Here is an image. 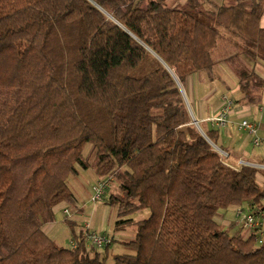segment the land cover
<instances>
[{
  "label": "trees",
  "instance_id": "1",
  "mask_svg": "<svg viewBox=\"0 0 264 264\" xmlns=\"http://www.w3.org/2000/svg\"><path fill=\"white\" fill-rule=\"evenodd\" d=\"M204 3L0 0V264H264V236L215 219L264 209V168L229 164L182 92L193 73L218 76L221 36L264 58V0ZM226 60L239 100L261 102L264 79ZM86 169L117 182L114 231H133L112 260L111 235L97 249L86 229L75 246L44 230L56 206L77 205L69 179Z\"/></svg>",
  "mask_w": 264,
  "mask_h": 264
},
{
  "label": "crops",
  "instance_id": "2",
  "mask_svg": "<svg viewBox=\"0 0 264 264\" xmlns=\"http://www.w3.org/2000/svg\"><path fill=\"white\" fill-rule=\"evenodd\" d=\"M186 1L187 0H175V4L185 3ZM232 1L234 0H205L204 4L205 7H210V2H214L217 5H223L231 3ZM260 26L264 27V13L260 19ZM232 55H237L241 62L247 66V68L253 69L264 79V58L261 56H258L254 59L250 58L244 53L238 43L234 42L230 36H221L218 39L217 47L212 53V56L216 61V70L218 76L211 80L205 71L193 73L184 84L185 89L184 86H182V92L184 94V98L186 100L193 122L203 132L208 130L217 131V144L226 152L227 162L229 164L233 166H239L240 163L242 164L244 161L253 164L264 165V146H255L253 143V137L246 130L239 128L238 125L243 119L254 121L258 125L259 135L264 136V111L261 108V106L264 105V86L262 89L261 102L253 104L241 102L239 99L241 98L242 91L240 89L239 78L232 66L226 60ZM225 97L233 99L234 102L228 115L227 124L223 127H216L210 118L216 116L220 112L222 106L224 105ZM259 177H261V179ZM77 179H82L84 181L85 189H92L93 183L98 180L99 177L92 169H86L82 170L79 175L71 177L70 182L73 181L74 183V181H77ZM257 180L260 185L264 184V176L261 173H258ZM82 184L83 183L81 181V185ZM91 194L89 198L90 200ZM59 207L62 208V211H64L66 208L70 211L69 215L65 213L67 215L66 222L69 228L68 245L71 244L74 234H79L80 231H84L86 229V224H89L92 228L99 232L111 235L113 239H120L126 233L125 229L116 232L114 231L117 235H112L106 231V226L97 228L96 224H93L88 220L80 221L81 217H83L84 206L76 205L75 210H73V208L68 204L61 203L55 208L56 214L58 212L57 210H59ZM229 209L234 210V207L232 206L219 211ZM215 219L222 224H232L228 220H224L223 214L217 215ZM69 222L73 224V227L69 226ZM56 225L57 224L52 221L44 226L45 232L53 240L55 239L51 236V234H53ZM129 238L130 239L128 240H131L133 238V234H131Z\"/></svg>",
  "mask_w": 264,
  "mask_h": 264
},
{
  "label": "rangeland",
  "instance_id": "3",
  "mask_svg": "<svg viewBox=\"0 0 264 264\" xmlns=\"http://www.w3.org/2000/svg\"><path fill=\"white\" fill-rule=\"evenodd\" d=\"M167 3L169 5H174L176 2H175V0H167ZM184 89H185V86H184ZM215 145L220 147L217 143ZM88 146L89 145L86 146V150H87V148H89ZM223 157H224V159L227 160V156H223ZM260 165H262V164H260ZM258 167L262 168L263 166H258ZM259 178L261 179V177H259ZM81 181L83 183L82 185H81ZM69 184H70L71 189L77 198V205L84 206L83 217H81L80 221L88 220L91 223L96 224L97 228H102V227L106 226L107 227L106 231H108V233H110L112 235H117L114 232V222L116 220V212H115V209L107 203V197L109 196V194L117 191V182L115 180H112V183L108 189V195H106L101 202L96 203V204H93L91 202V200L89 199L92 189H85L84 188L85 184H84V181L82 179H77V181H74V183H73V181L70 182V179H69ZM72 208H73V210H75L76 206H73ZM58 209L59 210H57L58 211L57 214L55 213V218H54V222L57 225L53 231V234H51V236L57 241L58 244L68 246L69 228H68V225L66 222V219H67L66 216L67 215L65 214L64 211H62L61 207H59ZM149 213L150 212L148 209H144L142 211L136 212L132 216L136 219H139V218L148 216ZM220 214L224 215V220H228L229 222L232 223L231 225H226V224L220 223L230 233H233V232H235V230L237 228H240L236 223L235 212L233 209L232 210L229 209V210L219 211L216 213L215 217L217 215H220ZM241 230L243 231L242 228H241ZM244 233L246 234V232H244ZM131 234H133V231L131 230V228L126 229L125 235L123 237H121L120 239H117L116 242L112 244V246L110 248V257H109L110 260H112L113 254L125 252V248L123 247V245L121 244L120 241L130 239L129 237Z\"/></svg>",
  "mask_w": 264,
  "mask_h": 264
},
{
  "label": "built area",
  "instance_id": "4",
  "mask_svg": "<svg viewBox=\"0 0 264 264\" xmlns=\"http://www.w3.org/2000/svg\"><path fill=\"white\" fill-rule=\"evenodd\" d=\"M224 105L220 112L211 117L212 123L216 127H223L227 124L228 115L233 104V99L225 97ZM264 111V105L261 106ZM239 128L246 130L252 137L255 146H264V136L259 135L258 125L251 120L243 119L239 122ZM215 149L223 156H227L226 152L214 144ZM242 164L252 165L255 167L263 166L260 164H253L250 162H244ZM110 186V180L107 178H99L92 185L91 202H100L107 195L108 188ZM67 215L70 214L69 209L64 210ZM236 223L243 229L246 234H255L258 237V241L261 242L264 236V209H251L247 205H239L234 207ZM85 238L89 244L94 248L101 249L106 247L112 242V237L103 232H99L92 228L89 224H86ZM72 246L76 245V240H72Z\"/></svg>",
  "mask_w": 264,
  "mask_h": 264
},
{
  "label": "water",
  "instance_id": "5",
  "mask_svg": "<svg viewBox=\"0 0 264 264\" xmlns=\"http://www.w3.org/2000/svg\"><path fill=\"white\" fill-rule=\"evenodd\" d=\"M197 123V122H196ZM200 129V128H199ZM201 130V129H200ZM202 131V130H201ZM203 132V131H202ZM213 144V143H212ZM214 145V144H213Z\"/></svg>",
  "mask_w": 264,
  "mask_h": 264
}]
</instances>
